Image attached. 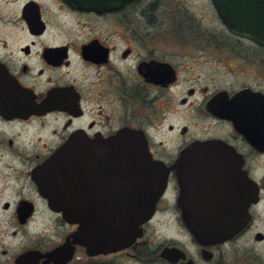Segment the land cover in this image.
Listing matches in <instances>:
<instances>
[{
    "label": "flooded vegetation",
    "instance_id": "1",
    "mask_svg": "<svg viewBox=\"0 0 264 264\" xmlns=\"http://www.w3.org/2000/svg\"><path fill=\"white\" fill-rule=\"evenodd\" d=\"M167 3L96 10L75 0H0V264L59 246L55 264H264L263 77L240 80L252 71L175 51L173 38L160 42L174 15ZM167 30L190 41L173 25ZM197 36L191 42L227 46L246 62L264 52L231 32ZM203 62L213 69L201 70ZM128 129L141 131L168 167L166 187L130 243L95 246L93 237L87 247L79 222L48 201L69 199L78 214L81 200L87 214L105 216L121 213L129 196L143 198L128 193ZM209 138L223 142L209 146L215 153L190 145ZM59 150L72 154L68 185L48 163ZM241 206V227L226 235L197 238L182 220L233 217ZM30 258L25 263L54 264Z\"/></svg>",
    "mask_w": 264,
    "mask_h": 264
},
{
    "label": "water",
    "instance_id": "2",
    "mask_svg": "<svg viewBox=\"0 0 264 264\" xmlns=\"http://www.w3.org/2000/svg\"><path fill=\"white\" fill-rule=\"evenodd\" d=\"M77 3L88 8L94 9H115L129 0H75ZM214 9L229 32L253 39L264 45V0H211ZM124 136V135H123ZM119 134L113 137L118 140ZM126 180L128 193H143V198L127 197L122 201L121 213H111L105 216L87 214L86 206H81L79 200V212L69 199H51L48 204L51 208L60 210L69 221L79 222V231L77 236L79 241L85 243L87 247L94 237L95 246L99 240L102 244L108 245L113 241L116 245H125L130 243L141 231V223L149 219L154 212L155 204L163 193L167 177L168 167L159 160L154 159L148 150L147 141L143 133L139 130L128 129L126 133ZM223 142L216 138L196 139L190 145L198 146L200 149L195 152L208 154L209 146L220 145ZM118 155V154H117ZM72 154L70 152L58 151L53 154L48 161L49 165L57 170H63L64 183L68 185L72 172ZM86 159H80L85 161ZM56 165V166H55ZM79 170L83 173L87 170L86 164H80ZM69 181V182H68ZM70 185V184H69ZM245 207H240L239 214L233 217H222L217 215H203L198 222L191 216H182V220L191 227L193 234L197 238L208 235H216L221 232L230 234L241 227L243 223V212ZM222 225L223 230L219 231L216 226ZM93 235V236H91ZM115 247V245H113ZM59 247L50 251L41 253L37 250H31L17 257L15 264H29L25 260L39 255L52 260L54 264L57 261ZM69 250L68 253H70ZM70 257V254H68Z\"/></svg>",
    "mask_w": 264,
    "mask_h": 264
},
{
    "label": "rangeland",
    "instance_id": "3",
    "mask_svg": "<svg viewBox=\"0 0 264 264\" xmlns=\"http://www.w3.org/2000/svg\"><path fill=\"white\" fill-rule=\"evenodd\" d=\"M165 1V0H164ZM166 8L174 10V15L171 19L168 20V23L159 29L160 42L168 43L166 40L173 38L174 44L173 49L175 51H190L193 54L200 55L202 58H206L207 61H213L216 65L228 66L230 65L231 70H251L252 72L239 73L241 75L240 80H249V81H259L262 77L264 80V62L261 61L262 57L264 58L263 50H260V55L254 56V62H246L243 59H239L227 46H223L220 49L214 45H204L203 42L197 43L191 42V39L198 38L197 34L202 33H230L229 30L222 23L218 17L214 6L211 0H166ZM182 17H185L186 22H181ZM181 19V20H180ZM172 23V24H170ZM184 25H183V24ZM170 25H173V33H188L189 40L187 44L180 43L178 40V35L167 36L168 28ZM186 25V27H185ZM189 26V28L187 27ZM246 44H249V41H245ZM167 45V44H166ZM251 45V44H250ZM254 64V67H247L249 64ZM213 64V63H212ZM211 64V65H212ZM209 62L204 64L201 63V70L210 71L213 69L209 67ZM234 67V68H233ZM221 69V68H219ZM214 70H218L215 69ZM217 71L216 73H220ZM213 74V73H211ZM243 77V78H242ZM264 84V82H263Z\"/></svg>",
    "mask_w": 264,
    "mask_h": 264
}]
</instances>
